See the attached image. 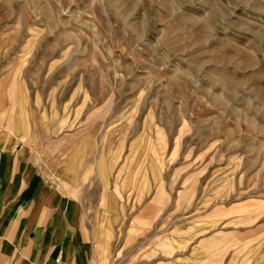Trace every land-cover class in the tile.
Here are the masks:
<instances>
[{
    "label": "rangeland",
    "instance_id": "374dc122",
    "mask_svg": "<svg viewBox=\"0 0 264 264\" xmlns=\"http://www.w3.org/2000/svg\"><path fill=\"white\" fill-rule=\"evenodd\" d=\"M6 61L46 145L75 143L93 199L140 218L123 264L196 235L216 264H264V0H0Z\"/></svg>",
    "mask_w": 264,
    "mask_h": 264
},
{
    "label": "crops",
    "instance_id": "0c3cea01",
    "mask_svg": "<svg viewBox=\"0 0 264 264\" xmlns=\"http://www.w3.org/2000/svg\"><path fill=\"white\" fill-rule=\"evenodd\" d=\"M35 94L26 71L0 62V264L125 263L148 239L132 226L140 218L122 225L121 208L93 199L91 161L76 167L75 143L66 158L60 138L46 145ZM187 239L179 257L134 264H216V250H204L210 238Z\"/></svg>",
    "mask_w": 264,
    "mask_h": 264
},
{
    "label": "built area",
    "instance_id": "2783aa9c",
    "mask_svg": "<svg viewBox=\"0 0 264 264\" xmlns=\"http://www.w3.org/2000/svg\"><path fill=\"white\" fill-rule=\"evenodd\" d=\"M35 264H38V263H35ZM54 264H66V263L61 258H56Z\"/></svg>",
    "mask_w": 264,
    "mask_h": 264
}]
</instances>
